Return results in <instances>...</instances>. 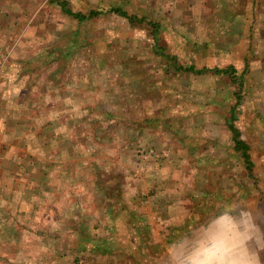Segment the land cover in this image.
<instances>
[{
  "label": "rangeland",
  "instance_id": "obj_1",
  "mask_svg": "<svg viewBox=\"0 0 264 264\" xmlns=\"http://www.w3.org/2000/svg\"><path fill=\"white\" fill-rule=\"evenodd\" d=\"M66 1L75 11L106 12L80 21L50 0H0V29L6 33L14 29L15 35L19 29L18 40L15 39V43L8 40V45L0 48V62L8 65L5 73L16 80L23 78L29 89L37 93L34 103L38 105L28 111H37L39 121L52 113L56 115L51 130L55 149L46 154L33 153V160H52L58 165L52 168L50 177L60 178L64 173L69 178L68 183L62 184H56L52 178L55 184L48 181V189L44 184L40 189L36 186L39 195L25 206L36 203L33 216L18 215L15 221L9 219L10 224L0 218V234L10 237L9 242L0 238V254L4 255L0 264H131L135 261L128 255L129 251L137 253V258L140 254L150 256L140 264H156L151 256L163 255L167 247H160L155 241L163 239V234L172 236L173 226L169 224L167 231H158V219L150 223L146 215L160 211L162 206L166 209L170 202L165 200L159 206H152L150 201H145L153 194L152 188L138 187L134 194H129V190L122 187L127 176L139 179L135 180L137 183L145 178L147 170L139 175L143 168L141 165L135 168V164L143 159L149 147L145 143L149 138L145 134L148 130H159L161 135H153V138L171 142L173 148L185 147L188 150L185 155L190 154L194 159L187 167H178V171L167 177L170 181L183 179L177 181L181 185L175 184L173 188V191L178 186L183 189L182 202H178V196L169 197L172 203L168 211L173 213L182 206L191 208L184 230L189 225L206 226L221 214L226 215L236 227V233H252L250 241L256 245L264 264V7L261 6L264 0H254L251 4L252 0H248L245 9H237L244 10V14L235 20L231 15L235 13L237 0H229L232 5L228 1L230 6L225 13L214 12L215 17L222 20L209 23L210 34L205 33L202 23L170 25L167 19L164 25L162 44L167 45L171 53H180L179 60L184 64L201 67L233 63L241 72L245 60L247 64L237 84L227 76L176 73L168 68L166 62L153 53L154 41L147 36L146 25L132 24L124 17L107 12L108 5L116 3L115 0ZM117 1L138 14L141 5L159 14L164 8L158 6L167 4L158 0ZM208 4L214 7L215 0ZM192 10L196 9L178 7L170 13L178 11L184 15ZM236 27L243 28L246 35L236 32ZM190 35L195 38L192 40ZM239 37L242 39L237 41ZM190 42L207 56L191 55ZM229 42H234L231 46L234 52L218 53L216 47ZM48 87H53V92L44 104L40 97L44 98ZM61 95L67 99L63 101ZM234 105H237L235 124L240 138L250 145L252 171L248 170L241 153L235 150L227 126ZM150 117L152 121L148 120ZM61 120L62 134L57 124ZM4 153L1 151L0 157L6 159ZM145 160L149 164L156 159ZM132 161L134 167L130 168ZM119 185L122 191L117 190ZM129 197L132 199L128 200ZM76 199L88 207L89 213L94 209L99 215L110 209L116 214L114 223L122 228L116 236L128 240L126 248L121 247L126 256L91 255L86 247L80 249L81 253L68 255L61 246L54 249L45 243L61 245L67 234L65 228L70 225L82 229L69 233L77 239L93 234L87 215H76L75 211L67 213L71 205L77 208ZM12 202L17 207L18 201ZM24 205L21 202V206ZM170 206H173L171 210ZM23 207L18 206L22 210ZM134 222L142 227L141 231L127 230ZM98 224L100 229L95 232L103 235L106 226L103 215L99 216ZM174 234L180 237L183 233L175 231ZM167 237L165 242L174 241ZM130 240L137 241L136 247H130ZM232 244L228 252L236 255L243 243ZM209 245L205 243L206 251L212 249Z\"/></svg>",
  "mask_w": 264,
  "mask_h": 264
},
{
  "label": "crops",
  "instance_id": "obj_2",
  "mask_svg": "<svg viewBox=\"0 0 264 264\" xmlns=\"http://www.w3.org/2000/svg\"><path fill=\"white\" fill-rule=\"evenodd\" d=\"M127 0H125L126 2ZM159 1H165L167 4L163 5L161 7L160 3L158 6L159 8H164L162 11H159V14H155L152 11L149 10V8H144L142 5L140 6V14H138L136 11H130L129 8L126 7V5H122L121 1L115 0L116 3L109 4L108 8L109 10L107 12L117 14L121 17L126 18L128 21V17L123 16L119 14L116 11H113L112 9L119 8L129 13V15H135L138 18H140V22H135L134 24L137 25H146L145 30L147 32V36L151 38V40L154 41V38L151 34V28L148 27L149 23H158L159 30H160V44L163 46L164 51L167 53H170L172 55H177L178 58L180 57V53H171L168 50L167 45L162 44V34L163 30L165 29V24L168 22L167 19L170 20L169 24H176L178 22L181 23H187L188 25L192 24H199L202 23L205 25V33L210 34L212 33V28L209 26V23L219 22V20H222L220 17H215L214 12H218L219 14L223 13L222 11H225L229 8L230 4L228 3L229 0H215V5L213 7V4H211V8L208 4V2L212 0H158ZM51 3L52 0H50ZM230 2V1H229ZM235 5V18H239L244 14V10H237V9H245L248 6V0H237ZM254 0L249 2V4L253 3ZM127 3V2H126ZM232 5V2H230ZM57 5V4H56ZM59 6V5H58ZM264 7V3L261 5ZM60 7V6H59ZM129 7V6H128ZM178 7H185L190 9H196L192 11H186L183 13H179L178 11L175 13H170V11L174 8ZM61 8V7H60ZM62 10V8H61ZM75 11V10H74ZM103 13L106 11L101 10ZM79 12V11H77ZM66 13V12H65ZM102 13V14H103ZM196 13V15H195ZM230 15V11L228 12ZM262 14H264V11H262ZM101 15V14H100ZM180 16V17H179ZM227 18V17H226ZM130 22V21H129ZM223 22H226L223 18ZM264 22V20H262ZM131 23V22H130ZM208 28V29H207ZM235 31L238 33H245L243 28L236 27ZM18 34L19 29L17 32V35H15V30H8L6 31L1 28L0 29V48H4L8 45V40H13V43H15L18 40ZM183 34V33H181ZM190 37L195 38L194 36L190 35ZM207 37V36H206ZM7 38V41L5 40ZM181 38L191 40L189 37H186L185 35H181ZM244 38V37H243ZM142 39V38H141ZM242 39V37L237 38V41ZM195 41V40H194ZM236 41V42H237ZM191 43V42H190ZM234 42L225 43L224 46H217L216 49L218 50V53H227V51L231 50L230 52L233 53L232 47L235 44ZM229 46H226V45ZM15 45V44H14ZM192 47L189 48V53L191 55H204L207 56L205 53H202V50H196L193 48V44L191 43ZM190 45V46H191ZM196 45V43H195ZM231 48V49H229ZM142 49V47H141ZM144 49H147L144 47ZM153 53L154 52V43H153ZM1 52V51H0ZM129 55V54H128ZM159 56L158 54H156ZM212 55V54H210ZM15 56V54H14ZM245 57V56H244ZM15 59V58H13ZM180 61V60H179ZM180 63H182L180 61ZM184 64V63H183ZM247 63H245V60L242 64V71L240 72L239 69L236 67L235 64L231 63L226 66H201L197 67L194 63L191 65H194L196 68H207L209 69L208 72L204 74H215L212 70V68L219 67L224 68L228 67L230 65H233L237 69V76L232 77L227 74H222L220 76H227L229 77L234 83H238V81H241V73L243 74V69L246 66ZM189 65V64H187ZM168 66V65H167ZM8 67V65L4 64L3 62H0V155L1 151L4 153L5 158L0 157V218L4 221L7 220V222L10 224L9 219H18V215H26L33 216L35 213V205L36 203H32L30 207L26 208V205H29L30 200H35V197L39 195L40 186L43 184L45 185L46 189L49 188V186L46 185L48 181L50 183L53 180L56 182V184H62V183H68L69 178L68 175L64 174L60 177H50L51 176V170L53 167L56 166L57 163L53 162L52 160H33V153L36 154V152H40L43 154H46V152L51 151L54 147L53 141V135H52V127L54 124V120L56 119V115L52 113V115L48 118L43 117L41 121H39L37 111L29 112L30 108H36L37 105H35L34 100L36 101V94L35 92L31 91L27 85L26 82L23 81V78L15 79L14 77L10 75H6L5 70ZM168 68H172L173 71L176 73H179L181 71H177L174 69L173 66H168ZM245 70V69H244ZM218 75V74H215ZM235 80L237 82H235ZM61 86V85H60ZM53 87H48V92L43 97H40V102L43 101L45 104L47 101V98H49L52 95ZM67 97V96H66ZM64 95H61V99L65 101L66 98ZM41 105V104H40ZM29 110V111H28ZM157 117H154L156 119ZM62 119V115H61ZM37 120V123H36ZM149 121H152V117L148 118ZM236 119L234 120V122ZM58 125H60V133L62 134L64 131L62 130L63 122H57ZM39 126V127H38ZM227 126L229 128V120L227 123ZM146 128H143L145 130ZM66 130V129H65ZM230 130V129H229ZM146 132L145 134L149 135L148 140L145 142L146 146H149L145 150V156L140 158L135 164V168H137L139 165L143 168L142 171L139 173V175H142L145 172V178H143L142 183H137L136 181H139V179H133L130 176L126 177V182L123 179L122 181V187L124 186V189L129 190V194H134L136 188L138 187H144L148 186L149 188H152V195L145 199V201H150L152 206H155V204L161 205V203H164L165 200H168L170 204L172 201L169 199V197L173 196L174 198L178 199V202H182L181 199L184 193L182 192V188L180 186L176 187L173 191L174 185H181L182 183H177V181H181L183 179L178 178L177 181L175 179L173 181H170L167 179V177L172 176L176 171H178L176 168L187 167V164L194 161V159L191 157L190 154L187 156L185 155V151L188 152V150L185 149L183 146L176 145V147H172L173 143H164L160 140H156L153 138V135H161L159 130ZM164 132H162V135ZM144 144V143H142ZM56 146V145H55ZM67 146H68V140H67ZM136 146H139L136 145ZM188 147V145H186ZM55 149V148H54ZM59 149L62 150L63 146L61 144L59 145ZM190 153V152H189ZM6 155V156H5ZM47 156V155H46ZM149 157L154 158V162H151L147 164L145 159H148ZM29 158V159H28ZM47 158V157H45ZM145 158V159H144ZM140 161V162H139ZM139 162V163H138ZM60 163H62L60 161ZM130 168L134 167L133 161L130 162ZM143 163V164H142ZM190 167H193L192 165H189ZM125 171H127V168ZM131 170V169H130ZM131 175V174H130ZM138 175V174H137ZM132 180L134 182H132ZM136 180V181H135ZM189 180V179H188ZM191 182V179L189 180ZM55 184V183H53ZM38 186V187H36ZM117 190H121L122 188L120 185L117 187ZM177 188H181L180 190H177ZM186 197V196H185ZM187 199L190 198L186 197ZM129 199H132V197H129ZM12 201H18L16 206H13ZM76 206L77 208L74 209L71 205L69 210L67 209V213L73 214V211H75L76 215H87L88 216V222L92 223L90 228L92 229V232L99 230V216L103 215L106 218V226L104 227L105 233L103 235H98L99 233L93 232V234H86L89 238H82L77 239L78 237L74 236L73 234L69 233H77L79 230H82L81 228L78 229V227H75V225H70L69 228H65V231L67 234H65L64 240L61 242V245H57L58 242H49L45 241V243L56 249V247L61 246L62 249H65V252L70 255L72 252L75 253H81L80 249L87 248L86 252L90 253L91 255H100V256H114L115 258L126 256L124 252L121 250V247L126 248V243L128 240H125L123 238H118L116 236V232L121 231L122 228L119 226V224L114 223V218L116 216L115 213H113L110 209L104 211L98 212L94 209H90V213L88 210V207L84 204L81 200L76 199ZM145 201H142L144 204ZM21 202H23L24 207L21 206ZM52 203V202H51ZM150 204V203H149ZM166 209H164V206L161 207L160 211L154 213L151 211L149 214L146 215L150 223H153V219L157 218L158 223L156 224L157 230L161 231H167V226L170 224L173 227L171 228L172 236H166L167 234H163V239H158L155 241V243L163 247L166 245V250H164L163 255L151 256L153 259L156 260V264H262V256H260V253L258 252V249L256 251V245H253V242L251 243L252 233L245 235L242 233H236V227L234 225H231L228 218H226V215L221 214L220 217L214 219L206 226H200L198 225H189L187 230H184V222L188 216L191 215V208L189 206H182L178 207V210H175L173 213L168 211L169 205ZM18 206L23 207V210L21 208H18ZM145 206V205H144ZM158 208V207H157ZM173 208V206H170V210ZM83 210V211H82ZM224 216V217H223ZM74 218L78 219L80 222H82L81 219H79L78 216H75ZM150 218L152 219V222L150 221ZM12 221V222H13ZM4 223H2V226H4ZM128 231L133 230L141 231L142 227L139 226L137 223H132L128 225ZM175 228L177 230H175ZM154 230V228H152ZM246 230V229H245ZM244 230V231H245ZM175 231H180L183 234L180 237H177L176 234H174ZM89 232V231H88ZM169 234V233H168ZM12 236H15L14 233ZM11 236V237H12ZM245 236V237H244ZM165 237L167 239H174L172 242H165ZM1 239H5L7 242H9L10 237H5L0 234ZM91 238V239H90ZM242 238H245L244 240ZM167 240V241H169ZM235 241H239L243 243V248L238 252L236 255H232V253H229V248L232 247V243H235ZM131 244L130 247H136L137 241L130 240L129 242ZM167 243V244H165ZM169 243V244H168ZM205 243L210 244L209 246L212 247L209 251L205 250ZM43 245V243H42ZM123 247V248H124ZM128 251V250H126ZM145 252L144 250H142ZM208 253V254H207ZM2 255V254H0ZM128 255H130L131 259L134 258L135 262H130L131 264H140L142 260L147 261L148 256L147 254H140V257L137 258V253L133 252L131 253L129 251ZM4 255L0 256V259L3 258ZM144 258V259H142ZM56 264V263H55ZM114 264V263H113Z\"/></svg>",
  "mask_w": 264,
  "mask_h": 264
},
{
  "label": "trees",
  "instance_id": "obj_3",
  "mask_svg": "<svg viewBox=\"0 0 264 264\" xmlns=\"http://www.w3.org/2000/svg\"><path fill=\"white\" fill-rule=\"evenodd\" d=\"M52 2L59 5L62 8V10L66 12L68 15H71L73 18L78 19L80 21L90 20L103 13L101 10H90L88 13L74 11L72 8L69 7L68 1L66 0H52ZM112 10L118 12L119 14L123 16L128 17L129 21L132 24H134L135 22H140V18H138L135 15H129L128 12L122 9L115 8ZM147 26L151 28V34L154 38V52L158 54L166 62L168 66H173L175 70L183 71L187 73L189 72V73H196V74H204L209 71V69L205 67L196 68L194 65H191V64L187 65V64L180 63L177 55H172L170 53L165 52L163 46L160 44L159 42L160 41V30H159L160 25L156 22L155 23L153 22V23H149V25ZM210 70H212L215 74H218V75L227 74L232 77L237 76V69L233 65H230L224 68L215 67ZM235 82L237 81L235 80ZM236 109H237V105H234L231 109L232 114L229 118V129L232 133V137L235 143V146H234L235 150L241 153L248 170L252 171L254 162L251 159V155L249 151L250 145L248 144V142L240 138V135H241L240 130L234 122V120L236 119L234 110ZM85 238L88 239L89 237L85 235Z\"/></svg>",
  "mask_w": 264,
  "mask_h": 264
}]
</instances>
